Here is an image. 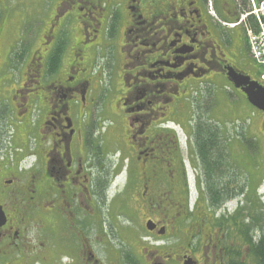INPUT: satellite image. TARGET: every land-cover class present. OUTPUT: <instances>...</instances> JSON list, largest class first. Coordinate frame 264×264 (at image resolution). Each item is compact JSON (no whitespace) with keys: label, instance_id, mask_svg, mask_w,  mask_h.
<instances>
[{"label":"flooded vegetation","instance_id":"obj_1","mask_svg":"<svg viewBox=\"0 0 264 264\" xmlns=\"http://www.w3.org/2000/svg\"><path fill=\"white\" fill-rule=\"evenodd\" d=\"M19 1L0 0V264H264V180L247 194L231 156L247 127L215 118L248 101L230 69L264 87L236 1Z\"/></svg>","mask_w":264,"mask_h":264},{"label":"rangeland","instance_id":"obj_2","mask_svg":"<svg viewBox=\"0 0 264 264\" xmlns=\"http://www.w3.org/2000/svg\"><path fill=\"white\" fill-rule=\"evenodd\" d=\"M55 1L56 0H23L19 1L20 4L18 9L24 10L25 6L27 5L28 13L29 11L35 10L37 8H39L40 10H44L47 7H50ZM2 13L3 16L6 14L4 12ZM31 39L32 38H30L29 40ZM8 42L9 39L7 35L5 45H7ZM223 83H227L226 80H220L219 85L216 87L212 86V90L215 91V94L218 95L222 100L225 98L224 94H226V91L222 89ZM231 94L232 97L231 103L228 104L229 107L227 108V106H225L224 101H221L220 106L216 112L215 118L220 120V124L226 125L228 130L230 131H241L247 127L246 136L247 139L249 138V140H251V143H246L242 145L235 143L234 147H232L231 149V156L232 160L236 163L237 168L243 174H245L247 178H249L248 182H250V186L248 187V192L246 193L249 195H255L256 184L264 180V141L261 139V136L259 134V132L261 131L260 126L262 125L264 119V113L254 108L240 93L231 92ZM200 107L202 108V105ZM198 112L201 113L200 111H197L195 107L194 115L196 116ZM248 128L250 129V131H248ZM9 142V137H7L4 145L7 147ZM243 174L239 176V181L241 183L246 182V179ZM124 182L125 176L122 175L119 179L115 181V183L112 185V188L116 189L119 187V185L124 184ZM263 193L264 191H261L262 195ZM245 196L246 195L241 194L237 199L227 204L229 214H233L237 211V209H239L238 207L241 204L240 202H242L243 204L242 207L248 206V202L246 201ZM251 211V213L254 214V210L251 209ZM240 242L242 241L240 240Z\"/></svg>","mask_w":264,"mask_h":264},{"label":"built area","instance_id":"obj_3","mask_svg":"<svg viewBox=\"0 0 264 264\" xmlns=\"http://www.w3.org/2000/svg\"><path fill=\"white\" fill-rule=\"evenodd\" d=\"M208 1V11L215 15L214 1ZM251 10L243 12L237 23L226 24L230 28L242 26L246 32L251 57L264 69V0H248ZM264 83V74L261 77Z\"/></svg>","mask_w":264,"mask_h":264},{"label":"water","instance_id":"obj_4","mask_svg":"<svg viewBox=\"0 0 264 264\" xmlns=\"http://www.w3.org/2000/svg\"><path fill=\"white\" fill-rule=\"evenodd\" d=\"M229 80L235 84L236 88H241L246 95L248 102L257 110L264 112V87L258 83L251 82L248 87L241 82V77L233 69L229 70Z\"/></svg>","mask_w":264,"mask_h":264},{"label":"trees","instance_id":"obj_5","mask_svg":"<svg viewBox=\"0 0 264 264\" xmlns=\"http://www.w3.org/2000/svg\"><path fill=\"white\" fill-rule=\"evenodd\" d=\"M242 4H243V8L245 10H247L249 8V4H248V1L247 0H241ZM197 119H200V117H197ZM202 119V117H201ZM197 127V126H196ZM198 128V127H197ZM198 134L197 131H195V135ZM212 134L210 133H205L203 134L204 137H210ZM238 194H241V193H238V192H232L231 194V197L234 198L235 196H237ZM230 197V198H231ZM222 203V200H219V204ZM237 220V219H236ZM237 222V221H236ZM242 228H239L238 227V224L236 223V227L238 229V231H240L242 234H244V231H243V228H244V223L241 224ZM247 237V236H245ZM259 238V244H252L251 245V251H264V236L262 237H258ZM249 241H250V238H249ZM252 241V240H251ZM240 251V250H239Z\"/></svg>","mask_w":264,"mask_h":264},{"label":"bare ground","instance_id":"obj_6","mask_svg":"<svg viewBox=\"0 0 264 264\" xmlns=\"http://www.w3.org/2000/svg\"><path fill=\"white\" fill-rule=\"evenodd\" d=\"M260 141V140H259ZM262 144V143H261Z\"/></svg>","mask_w":264,"mask_h":264}]
</instances>
